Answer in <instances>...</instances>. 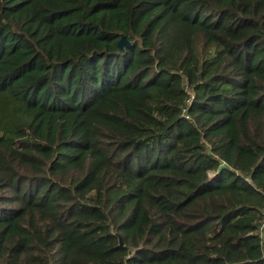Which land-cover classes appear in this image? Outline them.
<instances>
[{"label": "trees", "instance_id": "trees-1", "mask_svg": "<svg viewBox=\"0 0 264 264\" xmlns=\"http://www.w3.org/2000/svg\"><path fill=\"white\" fill-rule=\"evenodd\" d=\"M263 191L264 0H0V264H264Z\"/></svg>", "mask_w": 264, "mask_h": 264}, {"label": "built area", "instance_id": "built-area-1", "mask_svg": "<svg viewBox=\"0 0 264 264\" xmlns=\"http://www.w3.org/2000/svg\"><path fill=\"white\" fill-rule=\"evenodd\" d=\"M262 193H263V196H264V191ZM258 231H259V235H260V237L262 239V243L264 244V208L262 210V219H261V222L259 224ZM263 252H264V250H263Z\"/></svg>", "mask_w": 264, "mask_h": 264}, {"label": "water", "instance_id": "water-1", "mask_svg": "<svg viewBox=\"0 0 264 264\" xmlns=\"http://www.w3.org/2000/svg\"><path fill=\"white\" fill-rule=\"evenodd\" d=\"M130 43L125 39V37L122 35L120 40L118 41L119 47L122 49L123 46L129 45ZM119 244H123L122 239L119 237Z\"/></svg>", "mask_w": 264, "mask_h": 264}]
</instances>
